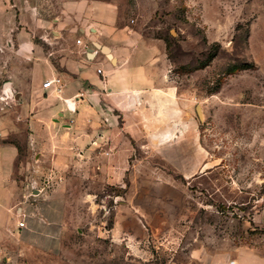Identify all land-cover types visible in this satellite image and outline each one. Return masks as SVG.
I'll return each mask as SVG.
<instances>
[{
  "label": "rangeland",
  "instance_id": "374dc122",
  "mask_svg": "<svg viewBox=\"0 0 264 264\" xmlns=\"http://www.w3.org/2000/svg\"><path fill=\"white\" fill-rule=\"evenodd\" d=\"M20 1L0 0V28L16 15V28L42 29L59 11L58 0ZM117 2L158 44L172 94L123 115L102 105L125 128L112 140L127 146L124 164H108V136L73 149L60 172L46 163L53 149H20V161L42 157L37 183L62 191L64 234L54 255L8 234L0 264H227L240 250L264 264V0Z\"/></svg>",
  "mask_w": 264,
  "mask_h": 264
},
{
  "label": "crops",
  "instance_id": "0c3cea01",
  "mask_svg": "<svg viewBox=\"0 0 264 264\" xmlns=\"http://www.w3.org/2000/svg\"><path fill=\"white\" fill-rule=\"evenodd\" d=\"M32 1L24 4L30 7ZM58 3V14L42 21V29H18L12 14V27L0 28V51L6 48L8 54L0 60V81L6 79L0 86V241L10 234L24 247L48 255L61 247L65 199L61 190L47 192L45 182L37 183L44 171L40 154L34 164L20 161L19 150L53 149L46 163L60 172L74 162L73 156L63 160L73 149L82 144L93 150L108 136V164H124L128 148L112 140L125 128H117L118 115L113 119L107 110L123 115L130 106L149 104L161 94L170 97L174 89L161 76L158 44L148 42L131 19H122L117 0ZM54 79L59 84L42 87ZM101 115L110 122L105 129L94 123ZM85 116L92 129L79 125ZM235 256L237 264H261L251 251Z\"/></svg>",
  "mask_w": 264,
  "mask_h": 264
},
{
  "label": "built area",
  "instance_id": "2783aa9c",
  "mask_svg": "<svg viewBox=\"0 0 264 264\" xmlns=\"http://www.w3.org/2000/svg\"><path fill=\"white\" fill-rule=\"evenodd\" d=\"M77 44L80 43V40H77L76 41ZM84 48H87V46H84ZM98 73H100V71L98 70ZM53 84H59V79H54V80H50V81H45L43 84H42V87L43 88H50ZM46 183V182H45ZM23 222H19L18 226L20 228L23 227ZM227 264H237L236 260L232 259V260H229Z\"/></svg>",
  "mask_w": 264,
  "mask_h": 264
},
{
  "label": "water",
  "instance_id": "95a60500",
  "mask_svg": "<svg viewBox=\"0 0 264 264\" xmlns=\"http://www.w3.org/2000/svg\"><path fill=\"white\" fill-rule=\"evenodd\" d=\"M105 53H107L106 49H102Z\"/></svg>",
  "mask_w": 264,
  "mask_h": 264
}]
</instances>
